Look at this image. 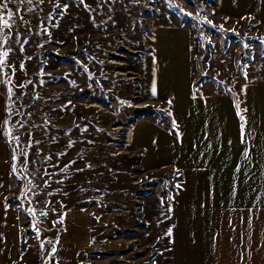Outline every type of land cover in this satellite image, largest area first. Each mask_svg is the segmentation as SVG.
<instances>
[{
  "label": "rangeland",
  "instance_id": "obj_1",
  "mask_svg": "<svg viewBox=\"0 0 264 264\" xmlns=\"http://www.w3.org/2000/svg\"><path fill=\"white\" fill-rule=\"evenodd\" d=\"M0 3L4 205L18 214L24 251L14 264L46 262L71 211L88 212L91 223L81 264H158L179 178L145 170L131 145L137 119L167 113L148 101L153 30L187 27L193 87L236 99L264 84V23L223 17L219 0Z\"/></svg>",
  "mask_w": 264,
  "mask_h": 264
},
{
  "label": "crops",
  "instance_id": "obj_2",
  "mask_svg": "<svg viewBox=\"0 0 264 264\" xmlns=\"http://www.w3.org/2000/svg\"><path fill=\"white\" fill-rule=\"evenodd\" d=\"M218 11L264 23V0H219ZM192 44L185 26L153 30L148 101L167 113L153 112L131 128L143 168H170L179 178L172 234L164 230L157 242L158 264H264V84L246 86L237 100L210 85L194 88ZM5 102L0 89V125ZM1 140L0 150H7ZM9 181L8 161L0 157V264L24 255L18 214L4 205ZM90 224L88 212H68L55 251L37 263L81 264L79 253L91 245Z\"/></svg>",
  "mask_w": 264,
  "mask_h": 264
},
{
  "label": "snow or ice",
  "instance_id": "obj_3",
  "mask_svg": "<svg viewBox=\"0 0 264 264\" xmlns=\"http://www.w3.org/2000/svg\"><path fill=\"white\" fill-rule=\"evenodd\" d=\"M21 2H23V0H21ZM28 2L30 3L31 0H28ZM6 7H7V3H0V10L5 9ZM8 15H9V18H11L12 13L9 12ZM0 21H3V15H0ZM4 26L5 27L8 26L6 21H4ZM7 54H8L7 52H4V53H2L0 55L7 56ZM0 64H3V60L2 59H0ZM9 92H11V89H9ZM153 93H155V89H153ZM237 107H238V105H237ZM4 123L7 124V121L5 120ZM41 215H46V213H41ZM171 234H172L171 233V229H169L168 230V235L171 236ZM53 251H55V249H53Z\"/></svg>",
  "mask_w": 264,
  "mask_h": 264
}]
</instances>
